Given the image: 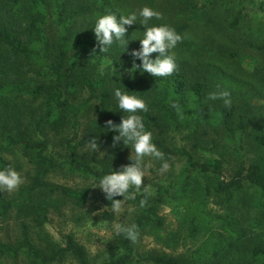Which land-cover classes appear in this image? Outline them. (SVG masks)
I'll return each instance as SVG.
<instances>
[{
	"label": "trees",
	"instance_id": "obj_1",
	"mask_svg": "<svg viewBox=\"0 0 264 264\" xmlns=\"http://www.w3.org/2000/svg\"><path fill=\"white\" fill-rule=\"evenodd\" d=\"M129 1L120 5L117 0H0V168L9 166L3 154L17 146L30 154L39 168L31 184L16 198L0 201V215L6 217L15 210L19 218H29L42 227L49 208L57 202L52 193L59 191L62 197L82 205L100 177L118 171L104 157L97 162L83 159L80 150L93 137L102 143L117 135L106 129V122L119 124L127 115L117 107L113 95L115 88H121L144 99L147 111L140 115L146 130L153 134L155 124L164 123L177 132H187L185 136L195 140L197 151L153 136L157 148L179 166L168 182L146 193L141 189L135 199L127 200L137 207L132 224L137 225L139 235L150 226L161 228L159 206L169 204L174 210L186 203L191 190H201L190 216L193 231L200 225L198 214L209 196H220L230 205L237 200L250 202L248 197L253 195L252 205L261 209L264 217V0ZM145 6L161 13V18H153L151 24H167L182 36L174 52L177 69L170 76L153 77L133 68L130 52L140 43L133 41L135 35L129 26L125 52L119 42L107 53L99 52L93 30L96 18L107 12L127 14ZM156 55L153 53V58ZM102 56L115 64L127 61L128 75L111 79L99 75L96 60ZM245 57L255 64L252 73L237 62ZM241 68L244 75H237ZM224 90L231 94L230 106L223 99H209L210 94ZM92 108L95 115L87 117L88 127L81 133V119ZM207 128L219 132L232 149L236 164L229 177L225 176L226 159L220 151L215 153L217 138L211 146L196 140ZM61 130L68 136L63 140L65 155L58 159L50 153L49 133ZM245 136L253 150L248 162ZM123 146L121 141L112 147L116 161ZM58 171L92 178L93 185L57 189L44 178ZM106 204L111 206L108 200ZM216 218H222L229 237L215 239L209 233L190 260L165 253L139 258L134 243L121 234L118 253L101 264H264V248L259 244L247 248L245 257L242 251L234 254L243 248L238 242L245 238L246 229H236L225 217ZM30 233V225L23 220L15 244L0 242V258L23 254L31 264H52L70 255L77 264H91L86 249L71 234L63 236L58 247L43 249L36 246Z\"/></svg>",
	"mask_w": 264,
	"mask_h": 264
},
{
	"label": "rangeland",
	"instance_id": "obj_2",
	"mask_svg": "<svg viewBox=\"0 0 264 264\" xmlns=\"http://www.w3.org/2000/svg\"><path fill=\"white\" fill-rule=\"evenodd\" d=\"M126 0H117L122 5ZM130 0L128 3H131ZM252 7V4L248 5ZM258 13H263L258 11ZM149 21V26H151ZM159 25V24H156ZM135 35L133 41H139L137 38L142 37L144 28L139 23L129 27ZM178 45L172 51L175 52ZM240 67L246 68L250 73L255 69V64L247 57L238 59ZM97 73L101 76L108 75L109 79L118 75H128L129 63L125 60L115 64L108 56H102L98 61L96 60ZM121 73V74H120ZM237 75H244L240 69ZM243 78L251 81L250 77ZM258 103V100H254ZM95 115V108L90 109L83 119H81V133L85 132L88 127L87 117L91 118ZM187 132H177L166 126L164 123H157L153 129V136L163 139L170 145L178 144L184 145L192 152L197 154L193 145L195 141L192 137L187 138ZM196 140H199L202 145L211 146L212 140L217 138L218 145L215 153L218 152L227 161V169L225 176L229 177L235 167V158L232 149L226 144L223 137L219 132L213 128H207L206 134L200 133ZM68 136L66 130L58 132L51 131L50 137V153L56 157H64L63 140ZM99 151L93 152L89 149L88 144L80 150V155L87 161H99L104 157L109 159L113 166L119 170L121 166L127 165L132 161L129 157L134 155L131 152V147L123 146L122 156L116 161L112 153L113 140L97 143ZM245 145V159L250 161L253 157V150L249 146V138L244 137ZM98 157L95 158V155ZM5 160L18 171L24 178V182L18 189L9 193L7 191L0 192V201L16 198L22 188H26L31 184L34 174L39 170L35 165L33 158L21 147H15L11 151L3 154ZM116 161V162H115ZM168 162L170 168L167 172L162 173L160 167L163 162ZM114 162V163H113ZM145 165H150L147 174L144 178V187L151 190L156 186L168 182L177 172L179 162L165 157L163 160H158L152 157L145 158ZM44 180L48 181L53 187L60 189L61 187H68L73 189H81L83 187L93 185V179L86 176L69 173L67 171H58L48 174ZM254 193L253 189L251 190ZM241 195V194H240ZM53 198H57L54 206L50 207L47 213V223L42 227L29 218L21 219L17 216L16 211H11L6 217L0 215V242L7 244H15L20 238L21 222L24 220L30 225L31 239L37 247L43 249H52L58 247L63 239V236L71 234L76 242L82 244L87 251V256L91 264H101L104 260L111 258L118 253L119 236L115 235L113 225L121 223L124 225H131L135 215L137 214V207L125 201L121 212L114 213L111 206L106 204L107 199L104 193L94 185L88 200L82 204L77 205L73 199L64 198L56 191L51 194ZM201 196V190H191L186 195V203L180 205L173 210L169 204H162L159 206L157 213L162 218L163 225L159 229H154L150 226L148 229L142 231L138 240L134 243L135 255L139 258L149 254L165 253L169 256L181 258L183 260H190L195 249L202 244V242L211 233V238H222V235L229 237L227 230L222 225V218L217 219V215L225 217L226 220L233 225L236 229L244 227L246 229V236L238 242L240 251H235L234 254L238 255L241 251L244 257L247 248L254 245H260L264 248V217L261 215V209L256 206L253 207L252 201L254 196H249V201L237 200L232 204H226L220 196H209L203 207L202 213L198 214L200 217V225L193 231L190 227V216L195 212V206L198 204ZM264 204V198L262 199ZM185 208L184 213L181 209ZM188 208V210H187ZM105 214L111 215L107 218ZM186 214V215H185ZM257 216L253 221L251 218ZM205 223V224H202ZM201 224L203 226H201ZM209 227V228H208ZM210 238V239H211ZM0 264H31L23 254L17 258L4 256L0 258ZM52 264H77L76 260L68 255L61 262ZM139 264H151L148 262H141Z\"/></svg>",
	"mask_w": 264,
	"mask_h": 264
},
{
	"label": "clouds",
	"instance_id": "obj_3",
	"mask_svg": "<svg viewBox=\"0 0 264 264\" xmlns=\"http://www.w3.org/2000/svg\"><path fill=\"white\" fill-rule=\"evenodd\" d=\"M153 18L160 19L161 13L150 7H143L138 11H130L127 14L117 12H107L98 16L93 27L95 40L100 53H107L112 45L119 42L125 52L128 41L125 34L128 31L126 26H143L142 37L137 38L140 43L138 49H133L130 56L133 58L134 67L142 72H147L153 77H167L172 75L177 69L175 53L172 51L177 44L181 42L182 36L176 30L167 25H151L149 21ZM156 53L153 58L152 54ZM139 60L137 65L135 61ZM141 72V71H140ZM133 92L123 91L121 88H115L113 95L117 102V107L126 116H123L119 124L111 120L106 122V129L113 131L117 135L113 136V145L121 141L126 147H131L129 159L131 163L121 166L118 171L111 170L99 178L97 187L104 193L105 198L111 202V208L114 213L121 212L125 201L135 199V195L144 186V178L150 165H145V158L152 157L158 160L164 159V153L161 152L153 142V134L146 130L145 123L140 113L147 111L144 99L138 95L130 94ZM223 99L226 106L231 105V94L227 90L209 95L210 100ZM88 147L93 152L99 151V145L96 138L88 141ZM170 168L168 162H163L160 171L167 172ZM24 182L21 174L11 165L0 168V192L9 193L18 189ZM132 189L133 191H130ZM147 192V187L143 188ZM123 197V199H114ZM146 198L141 199L140 205L143 207ZM115 235H124L126 239L135 243L138 240L139 232L137 225H124L115 223L113 226Z\"/></svg>",
	"mask_w": 264,
	"mask_h": 264
}]
</instances>
